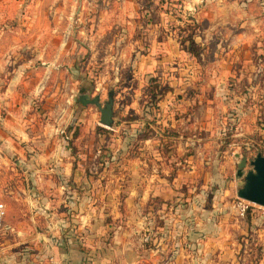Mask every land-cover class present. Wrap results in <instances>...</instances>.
I'll return each mask as SVG.
<instances>
[{"label":"rangeland","instance_id":"1","mask_svg":"<svg viewBox=\"0 0 264 264\" xmlns=\"http://www.w3.org/2000/svg\"><path fill=\"white\" fill-rule=\"evenodd\" d=\"M258 152L264 0H0V239L32 264H264Z\"/></svg>","mask_w":264,"mask_h":264},{"label":"water","instance_id":"2","mask_svg":"<svg viewBox=\"0 0 264 264\" xmlns=\"http://www.w3.org/2000/svg\"><path fill=\"white\" fill-rule=\"evenodd\" d=\"M94 102L98 105L101 111L100 121L106 125H112L114 122V97L112 93L104 104L95 98ZM247 162V157H243L239 163L237 173H243V167ZM253 168H250L245 174V182L238 189V194L241 197L249 199L264 205V154L258 152L257 155L250 160Z\"/></svg>","mask_w":264,"mask_h":264},{"label":"crops","instance_id":"3","mask_svg":"<svg viewBox=\"0 0 264 264\" xmlns=\"http://www.w3.org/2000/svg\"><path fill=\"white\" fill-rule=\"evenodd\" d=\"M10 233V229L3 227L0 229V236ZM17 242H7V239H0V264H32L21 255L19 249L13 248Z\"/></svg>","mask_w":264,"mask_h":264},{"label":"built area","instance_id":"4","mask_svg":"<svg viewBox=\"0 0 264 264\" xmlns=\"http://www.w3.org/2000/svg\"><path fill=\"white\" fill-rule=\"evenodd\" d=\"M5 216V207L3 203H0V223L2 222V218Z\"/></svg>","mask_w":264,"mask_h":264},{"label":"trees","instance_id":"5","mask_svg":"<svg viewBox=\"0 0 264 264\" xmlns=\"http://www.w3.org/2000/svg\"><path fill=\"white\" fill-rule=\"evenodd\" d=\"M85 101H87V100H85Z\"/></svg>","mask_w":264,"mask_h":264}]
</instances>
